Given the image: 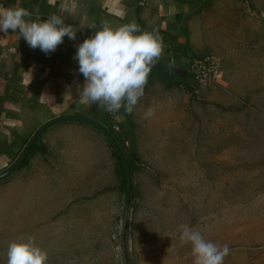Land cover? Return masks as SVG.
<instances>
[{
  "label": "rangeland",
  "instance_id": "rangeland-1",
  "mask_svg": "<svg viewBox=\"0 0 264 264\" xmlns=\"http://www.w3.org/2000/svg\"><path fill=\"white\" fill-rule=\"evenodd\" d=\"M202 11L209 17L194 44H173L181 55L163 60L166 70L175 60L185 71L182 82L153 78L131 114L95 104L81 110V117L113 130L133 162L128 204L114 150L89 125L105 152L86 176L83 164L77 170L72 188L79 201L59 218L42 216L40 171L30 166L41 137L0 179V264H7L9 243L27 236L47 251L48 264H193L182 225L227 244V259L264 248V0H218ZM195 60L212 62L216 79L191 78ZM149 107L155 115L145 118ZM23 148L2 157L0 173Z\"/></svg>",
  "mask_w": 264,
  "mask_h": 264
},
{
  "label": "crops",
  "instance_id": "crops-1",
  "mask_svg": "<svg viewBox=\"0 0 264 264\" xmlns=\"http://www.w3.org/2000/svg\"><path fill=\"white\" fill-rule=\"evenodd\" d=\"M217 1L0 0V8L23 7L31 13L32 20H46L55 14L77 30L75 40L64 37L63 43L49 54L30 48L22 37L18 39V33L0 32V163L3 156L24 147L46 122L66 114L81 116V110L93 107L80 96L85 78L74 57L77 46L95 35L103 22L115 28L135 21L144 31L155 29L165 45L160 59L163 64L169 55H181L177 47L174 52L173 44L187 40L194 44L203 19L209 17L202 8ZM191 50L199 51L200 46ZM148 87L149 84L144 92ZM95 130L84 123L61 122L38 137H42L36 149L40 152H36L30 166L40 171L42 216L59 218L65 206L79 201L72 188L73 180L80 176L77 170L83 164L86 176L95 168L91 164L98 161L99 152H105ZM224 264H264V248L258 249L255 256L225 258Z\"/></svg>",
  "mask_w": 264,
  "mask_h": 264
},
{
  "label": "clouds",
  "instance_id": "clouds-1",
  "mask_svg": "<svg viewBox=\"0 0 264 264\" xmlns=\"http://www.w3.org/2000/svg\"><path fill=\"white\" fill-rule=\"evenodd\" d=\"M31 13L23 7L0 8V32L18 33L32 49L43 53L54 52L63 38L76 39L71 25L53 14L46 20H32ZM163 37L154 29L144 31L132 21L119 27L103 22L100 29L77 46L74 59L78 61L79 73L85 78L80 96L110 114L122 108L131 114L144 95L149 75L164 54ZM175 60L168 64L169 70ZM145 118L155 115L149 107ZM181 242L191 245L193 264H224L230 254L227 244L218 245L205 239L204 235L188 225L181 226ZM7 264H48V253L32 236L9 243Z\"/></svg>",
  "mask_w": 264,
  "mask_h": 264
},
{
  "label": "water",
  "instance_id": "water-1",
  "mask_svg": "<svg viewBox=\"0 0 264 264\" xmlns=\"http://www.w3.org/2000/svg\"><path fill=\"white\" fill-rule=\"evenodd\" d=\"M66 121H77V122H82V123L88 124V125L96 128L98 131H100L102 133V135L110 143V145L112 146L113 150L115 151L117 157L119 158V160L121 161V163L124 167L125 179H126V203L128 204L129 199H130V195H131V172H130V168H129L127 160L123 156L122 152L120 151L119 147L117 146L112 135L105 128H103L97 122L90 120V119H87V118H84V117H81V116H73V115L60 116V117L54 118V119L46 122L41 127H39L33 133L31 138L29 139V141L26 143V145L24 146L23 150L21 151V153L19 154V156L17 157L15 162L6 171L0 173V179L9 175L16 167H18L20 165V163L23 161V159L25 158V156L27 155L29 150L32 148V146L34 145V143L36 142L38 137L46 129L50 128L51 126H53L55 124H58L61 122H66Z\"/></svg>",
  "mask_w": 264,
  "mask_h": 264
},
{
  "label": "trees",
  "instance_id": "trees-1",
  "mask_svg": "<svg viewBox=\"0 0 264 264\" xmlns=\"http://www.w3.org/2000/svg\"><path fill=\"white\" fill-rule=\"evenodd\" d=\"M185 71H182L180 69H178L176 67V65H174V67L169 70V68L166 70L164 67H163V64L162 62L159 60V62L156 64L155 67H153L150 75H149V78H148V83L147 85L149 84V82L152 80V78L154 77H157L159 80L161 81H165L167 82L169 85H175L177 84V82H182L184 75H185ZM146 85V87H147ZM145 87V88H146ZM112 136H115V132L113 130H110L109 132ZM116 138L114 137V140ZM28 154V153H27ZM113 155L115 156V158L117 159V162L119 163L120 165V168H121V175L123 176L124 180H125V171H124V167L121 163V161L119 160V158L117 157L116 153L113 151ZM27 157L25 156V158L23 159V161H25ZM22 161V162H23ZM128 162V165H129V168H130V171L133 169L134 167V164L133 162L131 161H127ZM126 181H124V184Z\"/></svg>",
  "mask_w": 264,
  "mask_h": 264
},
{
  "label": "built area",
  "instance_id": "built-area-1",
  "mask_svg": "<svg viewBox=\"0 0 264 264\" xmlns=\"http://www.w3.org/2000/svg\"><path fill=\"white\" fill-rule=\"evenodd\" d=\"M209 60H195L188 69V74L197 83L209 84L218 76L216 66Z\"/></svg>",
  "mask_w": 264,
  "mask_h": 264
}]
</instances>
